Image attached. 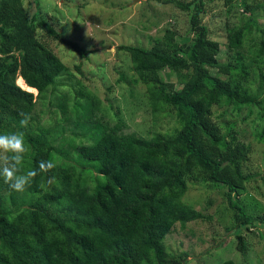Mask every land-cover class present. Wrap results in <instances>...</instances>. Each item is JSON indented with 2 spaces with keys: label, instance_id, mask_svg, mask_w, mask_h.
<instances>
[{
  "label": "trees",
  "instance_id": "obj_1",
  "mask_svg": "<svg viewBox=\"0 0 264 264\" xmlns=\"http://www.w3.org/2000/svg\"><path fill=\"white\" fill-rule=\"evenodd\" d=\"M31 1L38 9L35 0ZM153 1L185 12L192 38L179 45L169 40L167 32L151 49L120 48L128 52L137 76L131 84L146 86L154 124L147 137L124 134L126 125L118 111L113 112L114 124L98 119L101 101L80 82L75 86L58 82L59 71L65 67L53 55L34 62L23 54L18 59L12 56L0 68V132H25L30 151L22 164L24 171L38 170L41 160L56 164L50 172L39 173L23 193L11 190L0 178V264H186L178 257L169 261L165 238L175 224L183 228L201 219V214L182 202L193 183L226 189L239 243V231L250 225L264 226V217L248 215L235 201L254 180L246 174L250 145L238 137L231 122L213 118L216 107L237 114L244 107H257L259 117H264L255 91L250 93L239 79L249 77V64L239 52L244 28L228 29L227 50L234 52L232 59H216L212 65L210 58L206 62L202 57L204 49L216 46L209 42L207 26L201 24L206 3L222 1L230 6L239 1L251 12L248 0ZM20 2H7L5 11ZM22 13L19 10L10 21L24 17L30 36L34 38L36 28H42L81 59L87 57L88 52L78 44L61 39L39 10L32 16ZM4 35L0 29V40ZM259 48L258 58L263 56L264 40ZM32 57L37 58L36 53ZM216 68L224 78L210 71ZM165 70L176 76L181 89L161 78ZM17 73L29 88L37 90L36 98L16 85ZM254 75L263 74L254 71ZM61 85L70 88L71 102L67 95H58L56 89ZM47 93L59 118L46 129L34 111L36 101H45ZM21 111L31 114L23 129ZM164 115L175 126L169 134L155 126ZM70 119L68 138L64 124ZM52 177L55 182L49 185ZM239 249L244 251L245 245L241 243Z\"/></svg>",
  "mask_w": 264,
  "mask_h": 264
},
{
  "label": "rangeland",
  "instance_id": "obj_2",
  "mask_svg": "<svg viewBox=\"0 0 264 264\" xmlns=\"http://www.w3.org/2000/svg\"><path fill=\"white\" fill-rule=\"evenodd\" d=\"M17 1L0 0V29L5 34L0 40V68L12 56L18 59L23 54L34 62L53 55L61 67H65L59 71L58 82L66 85L73 83L74 86L80 82L101 101V110L96 112L98 119L114 124L116 119L113 118V112L118 111L126 125L124 134L136 133L147 137L154 130L146 86L141 83L131 84L137 76L132 71L128 52L120 48L132 46L151 49L167 32L169 40L175 39V42L182 45L192 38L188 33L185 12L153 0H35L38 9L31 0H21L20 6L5 11L7 2ZM247 4L252 9L251 12L245 11L239 1L230 6L224 5L222 1L206 3L201 24L207 26L209 38L213 40L209 42L216 46L204 49L202 57L206 62L210 58L212 65L217 60L227 62L228 57L231 58L234 54L227 50L228 29L244 28L243 47L239 52L243 56L241 60L249 64V77L239 79L243 80L250 93L255 91L254 95L264 111V53L262 57H257L260 42L264 40V0H248ZM19 10H22V14L28 12L31 16L39 10L46 23L61 39L78 44L88 52L87 57L81 59L70 47L60 44L42 28H36L34 38L30 36L24 17L10 21L14 20L13 17ZM7 24H10L8 28ZM33 53H36L37 58L32 57ZM216 69L210 71L218 72L224 78L223 72ZM254 71L263 75L254 77ZM19 78L23 80L17 73L15 83L22 89ZM161 78L175 84L177 90L181 89L176 76L167 70L161 73ZM23 82L28 87L24 80ZM69 90L68 86L62 85L56 89L58 95H67L71 102L73 95ZM27 92L32 93L35 98L38 94L37 90ZM48 93L45 101H36L34 111L40 126L46 129L56 117L59 118V114H55L56 105L49 104ZM259 114L257 107H244L239 114L226 107H216L213 118H217L219 123L231 122L238 137L250 145L251 154L246 164V174L253 175L254 180L246 185L244 193L236 197L235 201L245 207L248 215L263 218L264 137H261V131L264 117L261 119ZM169 118L170 116L164 115L155 124L164 134L175 129ZM70 120L69 125L64 124L66 131L73 124L72 119ZM69 135L71 134L67 131L68 138ZM82 140L87 143L85 138ZM182 202L202 217L187 223L183 228L175 224L165 238L169 261L171 257H178L186 261V264H221L227 260H232L234 264H264V226L250 225L239 231L241 243L245 245V250L241 251V243L235 235L237 225L228 206L226 189H216L201 183L189 184Z\"/></svg>",
  "mask_w": 264,
  "mask_h": 264
},
{
  "label": "clouds",
  "instance_id": "obj_3",
  "mask_svg": "<svg viewBox=\"0 0 264 264\" xmlns=\"http://www.w3.org/2000/svg\"><path fill=\"white\" fill-rule=\"evenodd\" d=\"M20 129L27 128L31 114L21 111ZM30 151V145L26 142L25 132L16 130L12 132H0V178L3 179L11 190L23 193L32 186L35 177L39 173H48L56 167L53 160H41L37 169L24 171L22 164L26 154ZM55 182V177L48 180L49 185Z\"/></svg>",
  "mask_w": 264,
  "mask_h": 264
},
{
  "label": "bare ground",
  "instance_id": "obj_4",
  "mask_svg": "<svg viewBox=\"0 0 264 264\" xmlns=\"http://www.w3.org/2000/svg\"><path fill=\"white\" fill-rule=\"evenodd\" d=\"M19 82H21V83H19V84H22V86H21L22 89H25V90L30 91V92H35L34 89L27 87V86L24 84V82H23V80H22L21 78H19Z\"/></svg>",
  "mask_w": 264,
  "mask_h": 264
}]
</instances>
